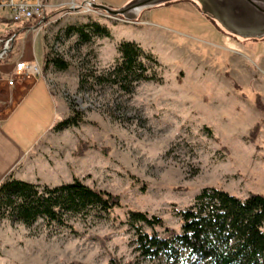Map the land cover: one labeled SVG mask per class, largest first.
Returning <instances> with one entry per match:
<instances>
[{
    "label": "rangeland",
    "instance_id": "obj_1",
    "mask_svg": "<svg viewBox=\"0 0 264 264\" xmlns=\"http://www.w3.org/2000/svg\"><path fill=\"white\" fill-rule=\"evenodd\" d=\"M39 1L45 11L39 24L8 20L16 27L33 26L27 35L24 29L19 34L16 57H37L39 74L68 110L35 145L29 164L21 167L22 178L50 186L78 178L118 194L122 207L107 218L92 212L72 219L74 232L42 220L25 227L0 218V264H112V259L168 264L163 258L144 259L135 250L128 210L161 217L180 231L175 211L190 206L203 188L239 197L264 194V111L255 103L257 96L264 107V38L229 34L193 0L145 10L133 22L88 9L85 0ZM93 1L119 7L129 0ZM88 23L108 28L111 36L81 43L66 33L69 26ZM5 25L0 20V28ZM122 41L138 43L157 59L162 82L138 83L130 94L111 86L79 90L80 72L109 68ZM44 56H58L69 66H46ZM9 64L0 63L6 80ZM26 77L34 76L17 75L16 87ZM0 83V105H9L3 102L9 84ZM70 104L84 122L56 131L55 125L71 115ZM49 117L46 108L24 125L30 142L48 127ZM256 124L259 131L251 141Z\"/></svg>",
    "mask_w": 264,
    "mask_h": 264
},
{
    "label": "trees",
    "instance_id": "obj_2",
    "mask_svg": "<svg viewBox=\"0 0 264 264\" xmlns=\"http://www.w3.org/2000/svg\"><path fill=\"white\" fill-rule=\"evenodd\" d=\"M211 22L216 24L213 19ZM66 33L77 35L81 43H88L94 37L111 36L109 29L98 23L69 26ZM117 52L118 57L109 68L81 71L78 89L111 86L130 94L138 83L162 82L157 59L145 53L138 43L122 41ZM44 62L57 70H66L69 66L58 56H44ZM255 103L264 111L257 96ZM70 112L69 117L55 125L56 131L84 122L82 112L73 104ZM258 131L256 124L250 132L251 141ZM120 207L118 194L88 186L78 178L55 186L12 177L0 183V218H9L25 227L42 220L46 225L56 224L74 232L72 219L86 218L92 212L98 218H107ZM175 214L180 218V231L167 226L161 217L127 211L135 250L141 257L163 258L168 264H264V194L248 193L239 197L223 189L206 187L190 206L176 210ZM112 264L131 262L112 259Z\"/></svg>",
    "mask_w": 264,
    "mask_h": 264
},
{
    "label": "crops",
    "instance_id": "obj_3",
    "mask_svg": "<svg viewBox=\"0 0 264 264\" xmlns=\"http://www.w3.org/2000/svg\"><path fill=\"white\" fill-rule=\"evenodd\" d=\"M0 20L6 24L4 28H0V35L12 33L16 35L15 49L21 31L24 29L22 34L27 35L32 30L30 26H22V23L16 27V24L9 23L7 19L0 18ZM18 41L19 44L23 43V40L18 39ZM15 49L8 56L7 63H10L11 67L18 60ZM35 60L38 62L37 57ZM1 81H5L8 85V80L0 76ZM18 86L16 87V80L11 87L8 85L7 88L11 89V93L6 96L3 102L7 101L9 105H0V183L8 177L24 180L20 172L22 171L21 167L29 164V156L35 145L51 130L59 119L58 115L68 110L66 103L52 92L46 78L42 75L26 77ZM46 108L50 114L48 127L30 142L27 139L29 132L23 127L25 124L29 125L31 121H35L38 112L43 115ZM23 138L26 145L23 144Z\"/></svg>",
    "mask_w": 264,
    "mask_h": 264
},
{
    "label": "water",
    "instance_id": "obj_4",
    "mask_svg": "<svg viewBox=\"0 0 264 264\" xmlns=\"http://www.w3.org/2000/svg\"><path fill=\"white\" fill-rule=\"evenodd\" d=\"M174 0H129L112 7L93 0H85L88 9L101 10L111 17H121L126 22L137 20L148 9ZM202 12L215 20L229 34L243 39L264 38V0H193Z\"/></svg>",
    "mask_w": 264,
    "mask_h": 264
},
{
    "label": "built area",
    "instance_id": "obj_5",
    "mask_svg": "<svg viewBox=\"0 0 264 264\" xmlns=\"http://www.w3.org/2000/svg\"><path fill=\"white\" fill-rule=\"evenodd\" d=\"M44 12V4L39 0H0V18L9 21L32 22L37 25L44 20ZM15 37L13 33L0 35V63L8 62V56L14 51ZM39 67L40 64L35 60H16L6 72L8 84L13 85L17 75L39 76Z\"/></svg>",
    "mask_w": 264,
    "mask_h": 264
}]
</instances>
